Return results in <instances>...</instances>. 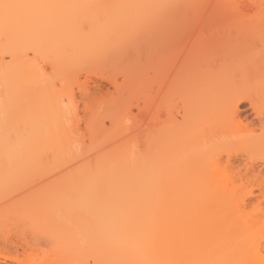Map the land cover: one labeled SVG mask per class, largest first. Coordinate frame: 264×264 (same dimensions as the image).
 I'll return each instance as SVG.
<instances>
[{"label":"bare ground","instance_id":"obj_1","mask_svg":"<svg viewBox=\"0 0 264 264\" xmlns=\"http://www.w3.org/2000/svg\"><path fill=\"white\" fill-rule=\"evenodd\" d=\"M87 1L45 0V7L65 15ZM182 10L174 12L171 29L178 22L186 23L187 12ZM221 12L223 17L236 18L233 29L238 33L264 31V8L250 15L234 10ZM45 28L63 31V26L47 24ZM78 40L65 38L62 44L74 46ZM79 41L82 45L83 39ZM238 43L241 48L236 54L227 53L225 45L220 47L223 54L219 57H190L189 45L181 57H138L135 81L142 91V102L137 106L143 155L122 136L110 137L113 142L108 146V138L107 148L76 162L65 173L69 177L65 176L63 185L155 184L153 190L157 188L161 205L149 213H140L123 234L114 236L113 241H122L123 248L102 250L97 245L99 239L79 233L61 238L59 235L60 240L57 236L47 237L44 220L32 216L33 203L6 198L0 201V264H121L124 259L127 264H264L263 249L250 234L255 211H262L259 205L251 214L228 208L216 213L219 205L223 207L219 203L227 200L233 190L223 177L233 174L240 185L249 183L251 189L256 185V189L264 191V39ZM4 62L1 57L0 77L2 84H7L3 88L7 99L13 97L11 89L21 84V77L16 60ZM2 97L0 88V105ZM54 105L60 111V106ZM201 107L207 110L199 115ZM27 108L24 103L16 104L9 108L11 115L5 110L0 116V164L21 167L31 158L41 159L40 148L59 147L63 134L55 135L59 139H49L51 122L33 120L34 129L45 125L50 134H45L47 139L29 138L31 118ZM57 151L60 156L66 154L64 150ZM10 177L8 169L0 168V183L6 185ZM59 182L56 188L63 191ZM188 187L197 192L193 202L186 200L189 195L182 192ZM208 205H217L211 206L212 214ZM116 215L127 219L128 212L117 211L112 217ZM108 244L112 245L111 241Z\"/></svg>","mask_w":264,"mask_h":264},{"label":"rangeland","instance_id":"obj_2","mask_svg":"<svg viewBox=\"0 0 264 264\" xmlns=\"http://www.w3.org/2000/svg\"><path fill=\"white\" fill-rule=\"evenodd\" d=\"M89 1L64 15L56 9H47L45 0H0V58L3 57L8 64L16 60L21 77V84L15 90L11 89L13 97L9 96L10 99L4 97L3 88L7 84L3 85L0 77L3 95L0 116L5 110L10 113L11 106L24 103L31 118L28 132L31 140L44 139L45 134L47 137L50 134L45 125L34 129L32 121L36 120L51 122L53 129L49 139L63 134L69 143L65 139L63 144V137L61 141L55 136L62 144L56 140L59 147L52 149L55 153L50 152L52 147H42L45 152L40 148L43 156L41 159L40 156L34 157L36 160L31 158L34 163L30 160L28 164L26 162L16 168L17 165L0 164V168L8 169L11 176L6 185L0 183V201L11 198L33 203L32 216L44 220L47 237L57 236L60 240L59 235L61 238L79 233L99 239L97 245L102 250L108 247L121 249L124 243L116 239L113 241L114 236L123 234L140 213H149L161 205L156 196L157 188L153 190L155 184L130 186L77 182L78 185H63L67 176L65 173L76 162L92 157L104 146L107 148L113 142L110 137L122 136L143 155L137 106L141 105L142 91L135 81L139 70L138 57H181L186 45L190 46V57H219L223 54L220 47L225 45L227 53L236 54V50L241 48L238 42L264 39V31L258 34L238 33L233 29L236 18L223 17L221 11L234 10L250 15L264 8V1ZM180 9L187 12L186 25L178 22L171 29L169 23L174 12ZM47 24L56 28L63 26V31L47 30ZM178 25L183 28L179 29ZM65 38H82L83 42L81 45L78 40L76 45L66 46L62 44ZM50 104L51 107H46ZM54 104L60 106V111L53 108ZM206 110V107H201L197 114L201 115ZM60 149L66 154L61 153L63 156H60L57 153ZM64 168L66 172H63ZM223 179L229 181L233 190L227 200L219 203L223 204L222 208L215 206L217 214L226 211V208L251 214L257 210V205L264 211V191L261 187L256 189L255 185L251 189L249 183L240 185L233 174ZM232 180L234 183L231 185ZM59 181L62 183L59 188L63 191L57 189ZM182 192L185 196L189 195L186 200L193 202L197 198L195 188L188 187ZM203 201L207 207L206 200ZM211 206L208 205L209 208ZM212 209L209 210L211 214ZM122 210L128 212L127 219L121 215L112 217ZM262 211H255L250 221V234L260 243L264 253ZM139 232L140 228L137 234ZM87 260L91 263L90 258ZM121 264H127V260L124 259Z\"/></svg>","mask_w":264,"mask_h":264},{"label":"snow or ice","instance_id":"obj_3","mask_svg":"<svg viewBox=\"0 0 264 264\" xmlns=\"http://www.w3.org/2000/svg\"><path fill=\"white\" fill-rule=\"evenodd\" d=\"M4 7H10V6H8V5H5Z\"/></svg>","mask_w":264,"mask_h":264}]
</instances>
